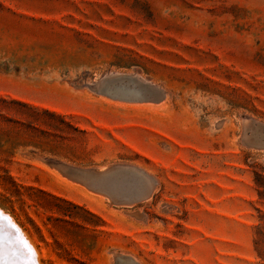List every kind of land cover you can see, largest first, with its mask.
Instances as JSON below:
<instances>
[{
    "label": "rangeland",
    "instance_id": "1",
    "mask_svg": "<svg viewBox=\"0 0 264 264\" xmlns=\"http://www.w3.org/2000/svg\"><path fill=\"white\" fill-rule=\"evenodd\" d=\"M116 76L127 99L96 91ZM0 99V214L35 264H264V0H0ZM115 164L151 194L84 185Z\"/></svg>",
    "mask_w": 264,
    "mask_h": 264
},
{
    "label": "water",
    "instance_id": "2",
    "mask_svg": "<svg viewBox=\"0 0 264 264\" xmlns=\"http://www.w3.org/2000/svg\"><path fill=\"white\" fill-rule=\"evenodd\" d=\"M121 79H123V77L120 76L106 77L96 88V91L105 93L106 95L114 98L127 99L115 92L116 87H118L117 84L112 86L115 81H120ZM139 97L140 93L135 99H138ZM79 173H81L83 183L87 188L94 192L104 194L113 204L128 205L145 200V198L151 194L155 184H157L156 180L151 175L147 174L138 167L130 165L115 164L109 166L103 171L86 170L79 171ZM134 182L141 183V185L138 184V187H136V183L134 184ZM1 222L8 227L11 233L15 234V239L20 245H22V247H24L25 244L22 239L19 238L17 228L13 225L7 224L9 222L5 217H1ZM0 243L6 244L1 240V237ZM31 261L33 264V259H31Z\"/></svg>",
    "mask_w": 264,
    "mask_h": 264
},
{
    "label": "bare ground",
    "instance_id": "3",
    "mask_svg": "<svg viewBox=\"0 0 264 264\" xmlns=\"http://www.w3.org/2000/svg\"><path fill=\"white\" fill-rule=\"evenodd\" d=\"M0 213H2V211L0 212ZM0 216L1 217H3L1 214H0ZM1 217H0V233L2 232L1 230H3L6 234H8V236L6 237V238H3L4 240V242L6 243V244H4V243H2V244H4L5 246H4V250L2 251V254H7L6 252H8V248H9V246H10V253L9 254H7V255H5V256H2L1 255V257H0V261H2L3 262V264L5 263V261H7V259L8 258H11V257H14V258H16L15 260H13V261H10V264H23V262L24 261H27V260H30L31 261V259H33V264H35V257H36V253H35V251H34V249L32 248V246L30 245V243L28 242V240H27V238L20 232V230L17 228V230H18V232H19V238H21L22 239V241L24 242V244H25V246H28V247H30L31 248V252L33 253H31V259H30V257H28L27 256V254L26 253H23V250L21 251V247L20 246H22V245H20L19 243H18V241L15 239V234L14 233H11V231L8 229V227H6V225H4L2 222H1ZM6 217H8V216H6ZM5 217V218H6ZM8 219V222L9 223H7V224H10V225H13V226H15L14 225V223H13V221L11 222L10 220H11V218H10V220H9V218H7ZM15 228H16V226H15ZM15 239V240H14ZM9 240H11V242H10V245L8 246V242H9ZM13 243H18L19 245L18 246H16V247H13ZM27 243V244H26ZM1 244V243H0ZM13 247V248H12ZM1 248V247H0ZM14 248H16V254L13 252V249ZM23 249V248H22ZM1 250V249H0ZM16 255V256H15ZM19 255V256H18ZM32 256H33V258H32ZM35 256V257H34ZM2 258V259H1ZM35 258V259H34ZM32 262V261H31ZM37 262V264H38V261H36ZM32 264V263H31Z\"/></svg>",
    "mask_w": 264,
    "mask_h": 264
},
{
    "label": "snow or ice",
    "instance_id": "4",
    "mask_svg": "<svg viewBox=\"0 0 264 264\" xmlns=\"http://www.w3.org/2000/svg\"><path fill=\"white\" fill-rule=\"evenodd\" d=\"M23 252L27 254L28 257H31V248L28 246L23 247ZM23 264H31L30 260L24 261Z\"/></svg>",
    "mask_w": 264,
    "mask_h": 264
},
{
    "label": "trees",
    "instance_id": "5",
    "mask_svg": "<svg viewBox=\"0 0 264 264\" xmlns=\"http://www.w3.org/2000/svg\"><path fill=\"white\" fill-rule=\"evenodd\" d=\"M0 101H1V99H0ZM12 102V101H11ZM263 241H264V238H263ZM259 240H256V242H254V244H256V245H259ZM264 259V258H263Z\"/></svg>",
    "mask_w": 264,
    "mask_h": 264
}]
</instances>
